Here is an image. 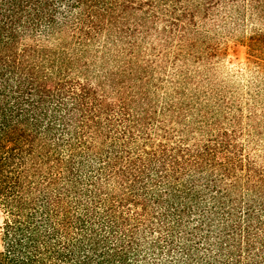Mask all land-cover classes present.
I'll list each match as a JSON object with an SVG mask.
<instances>
[{
	"label": "trees",
	"instance_id": "16d2710c",
	"mask_svg": "<svg viewBox=\"0 0 264 264\" xmlns=\"http://www.w3.org/2000/svg\"><path fill=\"white\" fill-rule=\"evenodd\" d=\"M0 264H264V0H0Z\"/></svg>",
	"mask_w": 264,
	"mask_h": 264
},
{
	"label": "rangeland",
	"instance_id": "374dc122",
	"mask_svg": "<svg viewBox=\"0 0 264 264\" xmlns=\"http://www.w3.org/2000/svg\"><path fill=\"white\" fill-rule=\"evenodd\" d=\"M222 57L218 64V77L225 80L228 78V75H231L232 80H228L230 81L228 84L232 85L233 82H236V85H239L246 91L252 75L247 70L251 66L248 64L249 56L247 55L246 48L235 47V45L230 44L228 49L225 50V55Z\"/></svg>",
	"mask_w": 264,
	"mask_h": 264
}]
</instances>
